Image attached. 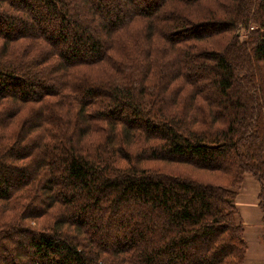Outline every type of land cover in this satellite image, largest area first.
I'll return each instance as SVG.
<instances>
[{"label":"trees","instance_id":"16d2710c","mask_svg":"<svg viewBox=\"0 0 264 264\" xmlns=\"http://www.w3.org/2000/svg\"><path fill=\"white\" fill-rule=\"evenodd\" d=\"M247 175L264 0H0V264H243Z\"/></svg>","mask_w":264,"mask_h":264},{"label":"rangeland","instance_id":"374dc122","mask_svg":"<svg viewBox=\"0 0 264 264\" xmlns=\"http://www.w3.org/2000/svg\"><path fill=\"white\" fill-rule=\"evenodd\" d=\"M205 8H206L205 9L206 11H209V9H212L208 4H206ZM218 43H219V37H207V39L201 41V44L197 45V48L211 47L213 45L215 48H218ZM184 94L182 93V95ZM158 164H160L161 166L163 165L165 169L177 170L179 173H182V174L186 173L193 177H196L197 179L208 180L211 182L219 181L216 178L218 177L216 173L213 172L212 174L211 172L197 170V169H194L193 167H190L189 165L187 166L184 164H167V163L166 164L158 163ZM246 179L236 198L235 203L238 205L240 212L243 214L242 219H243L244 229L247 230L246 241H248L247 242L248 244L250 243L251 239L254 240L256 238V232L258 235V233L262 230L261 223L262 221H264V214H261L262 211L260 212L259 210L260 190H259L258 183L254 179H252L250 175H247ZM257 195H258V198H257ZM44 220L48 221L49 217H45V218L42 217V219H39L38 222L41 223ZM249 251L252 252V250H249ZM21 254L25 258H22V261H19L20 264H32L33 260L32 258H30V256L29 257L27 256V252L24 253L22 249ZM245 259H246V254H245Z\"/></svg>","mask_w":264,"mask_h":264},{"label":"crops","instance_id":"0c3cea01","mask_svg":"<svg viewBox=\"0 0 264 264\" xmlns=\"http://www.w3.org/2000/svg\"><path fill=\"white\" fill-rule=\"evenodd\" d=\"M257 198H258V195H257ZM259 210L260 212L262 211L260 207H259ZM262 212L261 214H263ZM240 215L241 217H243V214L241 212H240ZM261 228L262 230L258 233V235L256 232V238L254 240L251 239L250 243L247 244L248 248H247V253H246V259L244 260L243 264H264V221H262L261 223ZM245 233H246L245 236H247V230H245ZM249 250H252V252H250Z\"/></svg>","mask_w":264,"mask_h":264},{"label":"water","instance_id":"95a60500","mask_svg":"<svg viewBox=\"0 0 264 264\" xmlns=\"http://www.w3.org/2000/svg\"><path fill=\"white\" fill-rule=\"evenodd\" d=\"M239 34V33H238Z\"/></svg>","mask_w":264,"mask_h":264}]
</instances>
